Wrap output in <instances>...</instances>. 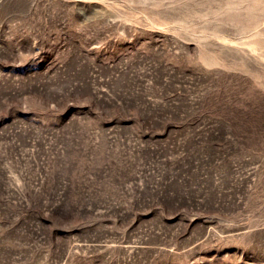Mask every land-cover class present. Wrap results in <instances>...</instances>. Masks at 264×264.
<instances>
[{
	"label": "rangeland",
	"instance_id": "1",
	"mask_svg": "<svg viewBox=\"0 0 264 264\" xmlns=\"http://www.w3.org/2000/svg\"><path fill=\"white\" fill-rule=\"evenodd\" d=\"M0 264H264V0H0Z\"/></svg>",
	"mask_w": 264,
	"mask_h": 264
}]
</instances>
